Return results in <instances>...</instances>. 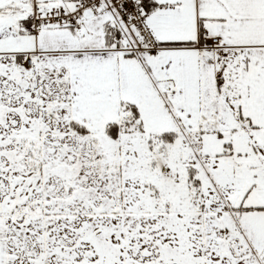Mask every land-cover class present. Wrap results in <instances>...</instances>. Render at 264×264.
Here are the masks:
<instances>
[{
  "label": "snow or ice",
  "instance_id": "snow-or-ice-1",
  "mask_svg": "<svg viewBox=\"0 0 264 264\" xmlns=\"http://www.w3.org/2000/svg\"><path fill=\"white\" fill-rule=\"evenodd\" d=\"M0 264H264V0H0Z\"/></svg>",
  "mask_w": 264,
  "mask_h": 264
}]
</instances>
